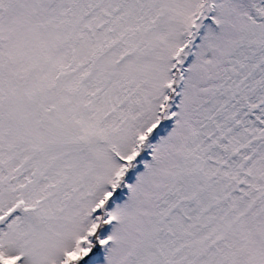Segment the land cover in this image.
Listing matches in <instances>:
<instances>
[{
  "label": "snow or ice",
  "instance_id": "6c2138e0",
  "mask_svg": "<svg viewBox=\"0 0 264 264\" xmlns=\"http://www.w3.org/2000/svg\"><path fill=\"white\" fill-rule=\"evenodd\" d=\"M0 264H264V0H0Z\"/></svg>",
  "mask_w": 264,
  "mask_h": 264
}]
</instances>
